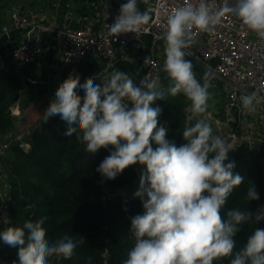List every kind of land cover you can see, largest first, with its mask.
I'll list each match as a JSON object with an SVG mask.
<instances>
[{"label":"clouds","instance_id":"9594fccd","mask_svg":"<svg viewBox=\"0 0 264 264\" xmlns=\"http://www.w3.org/2000/svg\"><path fill=\"white\" fill-rule=\"evenodd\" d=\"M139 2L127 0L120 6L114 22L108 24L110 34H136L152 21L149 0H142L144 11ZM161 9L166 19L161 37L166 86L149 73L137 84L118 69L106 74L101 83L96 82L97 76L80 83L79 75L70 74L43 113L44 123L59 116L67 125L64 135H77L89 153L111 146L113 150L96 169L105 180H115L130 166H143L134 197L141 200L144 211L131 218L134 246L123 264H214L231 256L230 264H264V228L256 227L234 253L242 226L264 221V205L255 213L231 208L226 217L221 215L244 176L235 171L236 162L229 160L232 144L215 135L208 120L212 75L205 72L201 82L194 64L186 59L191 55L186 50L197 42L195 30L210 33L225 16L237 18L264 39V0H223L221 6L210 0H185L171 10ZM152 62L151 57L144 60V64ZM77 89H83L84 95ZM180 94L190 102L184 111L195 123L184 127L186 143L178 146L166 138L167 128L158 126L162 109L152 105ZM239 101L243 111L254 114L264 104V94L261 89L245 92ZM245 198L248 202L260 199L254 185L250 184ZM45 219L0 231L4 244L18 248L15 264L68 260L85 243L83 237L77 241L69 235L50 243Z\"/></svg>","mask_w":264,"mask_h":264},{"label":"trees","instance_id":"16d2710c","mask_svg":"<svg viewBox=\"0 0 264 264\" xmlns=\"http://www.w3.org/2000/svg\"><path fill=\"white\" fill-rule=\"evenodd\" d=\"M9 59L11 56L7 61ZM144 60H119L114 68L141 77L146 68ZM30 73L28 66L22 70L14 66L0 67V140L13 127L12 106L17 102L22 106L24 101L36 96L34 78ZM64 73L65 79L70 74L79 75L80 83L95 76L96 82L101 83L108 74L103 65L91 57L80 63L77 69L67 68ZM162 83L167 85L166 75H163ZM77 92L84 95L83 89H77ZM189 103L180 94L152 105L162 109L158 126H165L166 138L174 140L178 146L186 143L182 136L184 127L195 123L184 111ZM66 128V123L59 116L49 118L46 123L42 117L41 124L33 128L26 138L29 148L22 146L18 139L10 141V151L3 158L2 165L11 211L7 226L0 231L46 218L43 227L50 243L63 235L77 241L82 237L85 240L78 245L71 259L52 258L50 264H123L134 246L130 236L131 218L142 214L144 209L139 198L114 193L132 182L138 176V169L133 165L115 180H105L96 169L113 150L111 146L95 154L89 153L77 135H64ZM228 157L236 162L235 171L244 176V182L229 197L221 215L226 217L227 210L231 208L255 213L258 206L264 205V142L242 141L229 152ZM250 184L256 187L259 200H246ZM256 227L264 228V221L246 222L242 226V231L235 237L234 253L244 246ZM105 249L109 251L108 259L104 255ZM232 258L234 256L225 257L214 261V264H230ZM15 261H18V248H10L0 239V264H15Z\"/></svg>","mask_w":264,"mask_h":264},{"label":"built area","instance_id":"2783aa9c","mask_svg":"<svg viewBox=\"0 0 264 264\" xmlns=\"http://www.w3.org/2000/svg\"><path fill=\"white\" fill-rule=\"evenodd\" d=\"M184 2L185 0H149L152 21L139 33L121 34L118 37L110 34L108 24L114 22L119 11L106 15L98 24L84 23L79 27H72L51 22L40 12L32 13L18 8L10 15L11 26L21 30L23 34L14 44L11 58L13 63L20 67L39 61L46 49L45 36L50 35L61 41V70L78 67L91 57L99 61L110 74L119 60L136 61L151 57L153 62L146 64L144 74L136 78L137 84L148 73L151 77L158 76L162 81L164 47L155 49L161 47L159 43H164L161 37L165 31L166 19L161 14V6L171 10ZM192 2L195 3L196 0ZM210 2L217 6L223 4V0ZM10 30V25H3L2 32L9 33ZM195 31L197 42L186 50L191 53L187 57L193 60L194 65L210 72L213 79L223 85L228 98L226 113H233L235 116V123L226 140L236 149L240 142L248 141L247 135L250 133L260 137V130L256 128L254 121L249 120L248 113L241 109L239 97L245 92L250 93L257 89H261L264 94V39L250 32L240 20L232 16L223 17L221 23L210 33ZM62 82L61 77L56 80L57 88ZM48 96L44 110L52 100V97ZM12 112L19 114V106H13ZM16 139L21 141L22 146L30 147V143L24 142L22 137L18 136ZM261 139L264 142V136ZM9 151L10 142L0 143V229L7 226L11 211L10 194L4 186V175L1 171L2 160ZM104 255L108 259L107 249L104 250Z\"/></svg>","mask_w":264,"mask_h":264},{"label":"crops","instance_id":"0c3cea01","mask_svg":"<svg viewBox=\"0 0 264 264\" xmlns=\"http://www.w3.org/2000/svg\"><path fill=\"white\" fill-rule=\"evenodd\" d=\"M19 8L28 12H40L45 18L51 22H55L60 26L79 27L84 23H99L105 15H111L119 11L120 6L126 3L127 0H15ZM139 7L144 11L146 6L140 0ZM103 14H105L103 16ZM8 24L11 27L9 33L2 32L3 25ZM10 16L8 20H4L0 27V67L10 68L16 67L17 70H22L20 66L13 63L12 59L7 61L11 56L12 48L22 37V31L11 26ZM45 52L42 59L31 63L28 66L30 75L34 78L33 83L36 87L35 97L46 99L48 95L55 94L57 86L52 85L61 77L64 79L65 70L60 69L59 57L61 54V41L46 35L44 39ZM114 68V67H113ZM112 68L111 71H114ZM64 81V80H63ZM52 85V86H51ZM29 101H24L22 104ZM19 109L21 104L18 102ZM245 112V111H244ZM237 113L235 112V115ZM234 114L230 115L231 123H222L217 118L208 119L212 125L215 135L222 138L228 137V132L234 125ZM249 120L254 121L256 128L260 130V137L257 134L250 133L247 135L248 141H263L264 136V105L258 106L257 112L248 114ZM228 120V122H229ZM227 122V121H226ZM230 125V127H229Z\"/></svg>","mask_w":264,"mask_h":264},{"label":"rangeland","instance_id":"374dc122","mask_svg":"<svg viewBox=\"0 0 264 264\" xmlns=\"http://www.w3.org/2000/svg\"><path fill=\"white\" fill-rule=\"evenodd\" d=\"M16 3L17 2L15 0H1L0 1V27L2 23L4 22V20H8L12 11L19 8V6ZM104 15L105 14H103V16ZM159 44L161 47H156L155 48L156 50L160 48L163 49L164 43H159ZM162 55H163L162 58H163V63H164V59H165L164 52L162 53ZM186 59L191 60L188 57H186ZM191 61L193 63V60ZM114 70H117V69L114 68ZM194 70L197 74V79L202 81V77L207 71L203 69L202 67H198L196 65H194ZM129 76L134 79L135 83H137L136 78L138 77H134L131 74H129ZM213 78L214 77H212L211 79V83L213 87L209 90L210 92L213 93V96L208 102L209 103V109L207 113L208 119H213L215 117L219 121H222V123L230 124L231 123V120H229L230 114L226 113V106H227V101H228L227 93L224 90L223 85ZM63 80H65V78ZM214 84H216V86ZM52 85H55V87L57 86L56 82L54 84L52 83ZM50 96L52 97V100L55 99L54 93L50 94ZM46 97H49V96H46ZM28 101L29 103L25 102L24 105L21 106L19 114H13L12 112L13 117H14L13 127L8 130V132L5 134L3 139L0 140V143L4 141L6 142L13 141L16 138H18V136L22 137L23 138L22 140H24V142H27L26 138L29 135V133L33 130V128L41 124L42 117H44L43 113L45 112L44 107L47 102V99L45 97H43L42 99H38V97H35L33 95V97L32 98L30 97ZM17 103L15 105H17ZM1 171L2 173L4 172L3 165L1 167ZM3 183H4V186L6 187L7 186L6 177L3 178Z\"/></svg>","mask_w":264,"mask_h":264},{"label":"water","instance_id":"95a60500","mask_svg":"<svg viewBox=\"0 0 264 264\" xmlns=\"http://www.w3.org/2000/svg\"><path fill=\"white\" fill-rule=\"evenodd\" d=\"M74 69H77V67H75ZM136 167L138 169V176L132 181L130 182L128 185L118 189L114 194L117 196H127L130 198H136L134 197V193L135 191L138 190L139 187V178H140V173H141V169H142V165L140 164H136Z\"/></svg>","mask_w":264,"mask_h":264}]
</instances>
